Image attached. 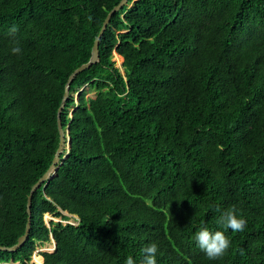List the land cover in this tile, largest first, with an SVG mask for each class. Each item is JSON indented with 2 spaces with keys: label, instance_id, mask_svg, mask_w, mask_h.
Returning a JSON list of instances; mask_svg holds the SVG:
<instances>
[{
  "label": "trees",
  "instance_id": "trees-1",
  "mask_svg": "<svg viewBox=\"0 0 264 264\" xmlns=\"http://www.w3.org/2000/svg\"><path fill=\"white\" fill-rule=\"evenodd\" d=\"M121 1L0 0L2 247L26 232L32 187L60 145L66 84ZM134 1L72 83L61 114L71 148L33 196L27 242L0 250V264H31L52 237L44 264H141L152 243L157 264H264V0ZM232 206L247 221L239 233L217 223L215 208ZM202 228L225 232L222 258L197 247Z\"/></svg>",
  "mask_w": 264,
  "mask_h": 264
},
{
  "label": "clouds",
  "instance_id": "clouds-1",
  "mask_svg": "<svg viewBox=\"0 0 264 264\" xmlns=\"http://www.w3.org/2000/svg\"><path fill=\"white\" fill-rule=\"evenodd\" d=\"M19 31L18 26L13 25L8 30V34L11 37H15ZM13 55H19L22 52L19 46V41H14V46L11 48ZM215 211L219 213L217 223L224 229H230L232 232L239 233L245 230L247 221L242 216L237 215L235 206L228 209H221L216 207ZM197 247L203 251L209 260H217L222 258L230 248V240L225 235L224 231L211 232L207 228H202L195 233L193 238ZM243 253V250H241ZM158 252V246L156 243H152L145 246L142 249L143 258L141 264H157L156 253ZM125 264H135L131 256L127 257Z\"/></svg>",
  "mask_w": 264,
  "mask_h": 264
},
{
  "label": "water",
  "instance_id": "water-1",
  "mask_svg": "<svg viewBox=\"0 0 264 264\" xmlns=\"http://www.w3.org/2000/svg\"><path fill=\"white\" fill-rule=\"evenodd\" d=\"M129 0H122L121 3L116 6L108 15L107 20L105 21L103 28L100 32V34L97 36L93 49H92V56L91 59L89 60V62H87L86 64H83L82 66H80L78 69H76L73 74L70 76L66 87H65V95H64V99L62 102V105L59 109L58 112V128H59V133H60V145L59 148L57 150L56 156L53 160V163L51 165V167L49 168V170L46 172V174L32 187L29 199H28V223H27V227H26V232L25 234L19 238L18 242L12 246V247H2L0 246V250L3 251H9V252H16L19 249H21L25 243L27 242L30 233H31V216H32V212H31V206H32V199L34 194L37 192V190L45 183V182H49L51 179H53L54 177H56L57 172L59 167L62 165V161H61V157L62 154L66 151V150H70L71 148V139L68 138V132H65L63 125H62V120H61V114L62 111L65 108L66 102L69 98L70 95V89H71V85L74 82V80L84 71L90 69L92 66H94L95 64L100 62V40L102 38V35L105 33V31L107 30V27L110 23V20L112 18V16L122 10L127 4H128ZM137 2V0L134 1V3ZM68 155H66L65 157H67ZM54 244V250L56 249V242L53 241Z\"/></svg>",
  "mask_w": 264,
  "mask_h": 264
},
{
  "label": "rangeland",
  "instance_id": "rangeland-1",
  "mask_svg": "<svg viewBox=\"0 0 264 264\" xmlns=\"http://www.w3.org/2000/svg\"><path fill=\"white\" fill-rule=\"evenodd\" d=\"M113 60L116 62L117 64V67H119L120 69L123 70V67H122V64H123V59L118 56L117 54L114 55L113 57ZM82 90H85V93H86V97L89 98V99H92V98H95L96 97V91L95 89L89 87V86H86L84 87ZM81 90V91H82ZM80 94V92H78L76 94V97H78ZM0 141H6V137L3 135L2 133V130L0 129ZM15 143L17 146H21L23 143L21 140L19 139H15ZM46 221L49 222L51 220H54V217H52L51 215L47 214L46 217H45ZM62 219H56L55 221L56 222H61ZM71 221V220H70ZM62 223L66 224L67 222L66 221H63L62 220ZM52 244H49L47 246H44L45 249L47 248H50ZM47 252H51L50 250L47 249ZM33 264V263H32Z\"/></svg>",
  "mask_w": 264,
  "mask_h": 264
},
{
  "label": "built area",
  "instance_id": "built-area-1",
  "mask_svg": "<svg viewBox=\"0 0 264 264\" xmlns=\"http://www.w3.org/2000/svg\"><path fill=\"white\" fill-rule=\"evenodd\" d=\"M54 220H56V219L54 218ZM61 222H62V220H61ZM66 222L72 223V224H77V222H75L74 220L66 221ZM50 244H52L51 246H53V251H51V253H52L55 251L54 250V244H53V237H52V243H50ZM47 245H49V244H47ZM47 245H45V246H47ZM44 252H47V249H45L44 246H38L35 253H34L32 263L33 264H44V259L42 256V253H44ZM39 258L42 259V263H39V261H37V259H39Z\"/></svg>",
  "mask_w": 264,
  "mask_h": 264
}]
</instances>
